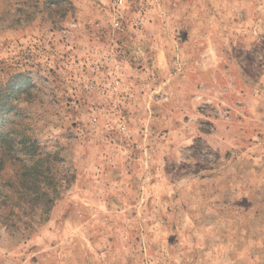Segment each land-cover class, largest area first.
I'll return each mask as SVG.
<instances>
[{"label": "rangeland", "instance_id": "374dc122", "mask_svg": "<svg viewBox=\"0 0 264 264\" xmlns=\"http://www.w3.org/2000/svg\"><path fill=\"white\" fill-rule=\"evenodd\" d=\"M0 94V264H264V0H0Z\"/></svg>", "mask_w": 264, "mask_h": 264}, {"label": "trees", "instance_id": "16d2710c", "mask_svg": "<svg viewBox=\"0 0 264 264\" xmlns=\"http://www.w3.org/2000/svg\"><path fill=\"white\" fill-rule=\"evenodd\" d=\"M13 110L14 108L11 106V102L6 99L5 96L3 98L0 94V141L2 140L0 144V156L2 158H7L8 161H10L9 158L12 156L19 158L23 162L30 160L33 164L31 169L36 170V167L42 162L36 161V146L33 138L29 137L26 139V135H22L18 131H7L6 134L2 132L1 128L2 124L5 122V117ZM21 152H26L27 155L25 153V155L20 156ZM26 156H30V159H27ZM35 181L36 179H34V182ZM40 196L43 197L42 194H40Z\"/></svg>", "mask_w": 264, "mask_h": 264}, {"label": "built area", "instance_id": "2783aa9c", "mask_svg": "<svg viewBox=\"0 0 264 264\" xmlns=\"http://www.w3.org/2000/svg\"><path fill=\"white\" fill-rule=\"evenodd\" d=\"M119 4L122 5L123 4V0H119Z\"/></svg>", "mask_w": 264, "mask_h": 264}]
</instances>
